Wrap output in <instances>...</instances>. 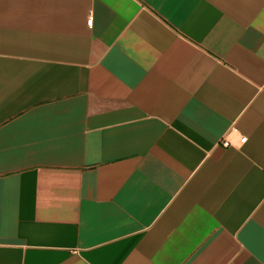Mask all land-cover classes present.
Listing matches in <instances>:
<instances>
[{
  "label": "crops",
  "instance_id": "1",
  "mask_svg": "<svg viewBox=\"0 0 264 264\" xmlns=\"http://www.w3.org/2000/svg\"><path fill=\"white\" fill-rule=\"evenodd\" d=\"M0 264H264V0H0Z\"/></svg>",
  "mask_w": 264,
  "mask_h": 264
},
{
  "label": "built area",
  "instance_id": "2",
  "mask_svg": "<svg viewBox=\"0 0 264 264\" xmlns=\"http://www.w3.org/2000/svg\"><path fill=\"white\" fill-rule=\"evenodd\" d=\"M89 23H90V24L92 23V19L89 20ZM246 141H247V137H243V138L241 139V143H245ZM221 143H222L225 147H229V146H231L230 141L227 140V139H223V140L221 141Z\"/></svg>",
  "mask_w": 264,
  "mask_h": 264
}]
</instances>
